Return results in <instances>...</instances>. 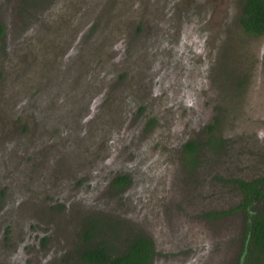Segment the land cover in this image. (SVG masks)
Wrapping results in <instances>:
<instances>
[{
  "label": "flooded vegetation",
  "instance_id": "obj_1",
  "mask_svg": "<svg viewBox=\"0 0 264 264\" xmlns=\"http://www.w3.org/2000/svg\"><path fill=\"white\" fill-rule=\"evenodd\" d=\"M55 1L56 4H53ZM51 2L48 6L50 8L43 14L35 13L36 20L27 25L21 34L15 36L16 42L13 45L5 44L0 47L1 56L11 61V64L7 63L9 73L0 72L1 84L4 83V79L10 81V78H15L11 92L16 93L17 103L24 101V106L27 107L26 109L20 105L15 108L10 105L14 109L13 118L10 119L16 127L14 134L6 120L4 122L1 119L4 124L6 123V128L0 138V149L6 152L4 155L6 162L8 159L14 161L11 163L12 166L29 164L32 170L38 172L27 184L13 179L12 186L10 183L5 185L4 179L0 177V217L4 215L10 222V227L5 230L6 240L0 241V261L5 259L3 264H26V260L32 262L29 255H23L27 250L25 242L21 245L20 241L13 238L9 229L14 222L18 224L17 220L24 215L36 217V210L44 205L46 209H58L62 206L64 209L62 214L53 220L50 214L39 219L48 227L49 235L39 236L36 245L42 239L43 245L48 244V247L42 251L43 254L34 255L32 264H61L62 260L64 264H78L77 259L81 260V252L91 245L90 241L106 226V223L104 226H99L100 220H104L96 217L94 212L100 207L110 205L121 211L125 209L124 203L129 204L132 188L127 192L126 190L136 179L132 172L134 165L129 166L128 161L120 159L116 162L115 158L107 159L111 153L128 146L130 138L127 137L128 131L121 129L124 126L121 122L124 112L125 119L128 108L135 109L142 105L143 111L152 109L150 115H153V118L149 120V126L155 122L160 123L163 112L168 127L163 132L166 135L161 136L163 140L160 142L152 135L140 142L138 149H149L156 141H159V148L167 146L171 149L172 145L175 146L184 140L182 139L184 120L178 117V109L187 113L185 116L187 117L188 110L185 104L189 102L192 104V101L182 93L181 89L173 86L168 89V84L170 82L196 84L195 75H198L197 72L200 70L199 67L193 66V63L190 64L185 58L187 55L183 52L196 58L202 49L209 47L207 50L214 58L224 40L225 43L231 42L230 33L234 31L264 39V32H247L244 28L242 18L245 0H51ZM41 3L36 0L34 6L40 7ZM3 8V4L0 3V42L9 31L8 25L2 19ZM149 14L161 20L150 18L161 30L155 37H147L145 33L143 37L137 36L136 34L145 30V21L149 18ZM74 15H76L75 22L80 23L84 29L86 26L96 24L97 29L100 27L98 30L102 31L100 35L99 32L97 34L90 32L91 38L85 35L82 42L80 40L74 45L81 46L87 43L93 46L91 54L70 55L66 52L74 36L77 35L78 39L80 34L83 36L79 28L75 30L71 27ZM78 16L80 19H77ZM193 17L197 35L188 36L186 32L189 25L188 18L191 21ZM106 21L112 22V25L103 28ZM115 25L120 26L121 35L114 30ZM155 26L153 25L152 28L156 30ZM131 32L133 37L122 43L120 40L126 39L127 34ZM178 36L182 37L179 39L180 42ZM152 40L153 47L149 48ZM127 42L129 46L126 50L129 49L131 54L123 55L121 51L124 50ZM117 48L119 50H116ZM211 60L213 59L208 57L206 62ZM113 65H117L116 70L113 69ZM122 68L124 71L119 75ZM38 70L40 72L37 76H31V73ZM20 79L24 81L28 79L29 84L21 82ZM24 92L27 93L26 98ZM49 93H51L50 97ZM254 103L256 106L260 105L258 101ZM250 106L253 105L248 104L246 109ZM194 108L201 111L198 105ZM194 123L191 122L190 132H194L200 126V121L197 125ZM214 129V125H207L206 143L217 147L221 145L222 139L213 136ZM193 142L201 143L190 137L182 145L183 151L187 154L184 158L185 164L190 169L197 162L192 157L194 154L187 150L188 145ZM200 147L202 148V145ZM19 148L24 156L21 155ZM135 152L133 151L136 156ZM189 157L191 164L188 163ZM1 165L0 161V168ZM141 166L143 167V162ZM93 167L100 168V171H90L89 169H94ZM110 169L117 172L108 176ZM144 169L147 171L149 168ZM157 171V165L149 169L146 179L148 180L152 175L154 177L156 173L158 175ZM97 173L101 177L105 175L106 178L103 180L95 176ZM24 174L30 175L26 169ZM120 175H128L130 182L121 185L117 181ZM262 177L264 173L250 179H239L252 182ZM236 180L241 192L239 208L244 209L246 218L242 240L244 243L253 214L264 208V199L255 196L252 202L247 203V193ZM77 181L80 186H89L85 195L78 190L72 192L71 188ZM46 185H51L52 188L47 189L40 202L37 199L38 195ZM106 189L112 190L114 194L117 192L115 200L101 198ZM91 192H93L92 196H90ZM143 197L140 195V198ZM146 199L141 200L147 205ZM60 201L64 203H59ZM147 209L148 206L145 208L146 212L143 211L144 214L151 212L153 215L154 210L147 211ZM213 213L208 215L210 217L220 215L219 212H215L218 213L215 215ZM154 215L157 227L154 231L155 237L150 235L155 245V255L151 264H154L157 249L161 244L175 245V240L180 239L184 234H187L185 237L187 240L184 239L186 242L191 235L190 229L178 228L176 225L174 226L176 231L173 230L171 233L169 225L162 227L158 224L162 220V214L160 213V218L157 212ZM81 222H84V226L82 230L80 229V236L78 225ZM3 226L6 224L0 225L2 233ZM88 228H92L93 238L86 237L85 231ZM157 230L161 233L160 236L157 235ZM72 235L77 236V240L73 243L70 237ZM64 238H66L65 242ZM130 239L131 237L128 242ZM190 244L193 248H198L194 243ZM110 249L112 254L115 253L111 246ZM19 252L21 254L16 259ZM197 253L201 258L210 261L208 249L202 251L199 249ZM226 254L222 252L220 259L225 260ZM167 256L161 260L157 258L155 264H177L171 260L173 256ZM242 259L243 257L241 262L238 259L237 264H243ZM181 263L192 264L191 261Z\"/></svg>",
  "mask_w": 264,
  "mask_h": 264
},
{
  "label": "rangeland",
  "instance_id": "obj_2",
  "mask_svg": "<svg viewBox=\"0 0 264 264\" xmlns=\"http://www.w3.org/2000/svg\"><path fill=\"white\" fill-rule=\"evenodd\" d=\"M35 1L0 0V3L4 6L3 10L1 9L3 11L2 19L9 28L7 35L0 42V47L5 44L13 45L16 42L14 41L15 36L18 33L21 34L27 25L36 20L35 13H38V15L43 14L45 10L50 8L48 6L51 0H37L42 2L40 7L34 6ZM53 4H56V1ZM52 8H54L53 5ZM150 14L148 15L149 18H146L147 20L145 21V30L136 34L137 36L143 37L145 33L147 37H155L157 32L161 30L152 21V19H160L152 17ZM96 17L98 18V16ZM75 19L76 15L72 18L71 27L75 30L79 28L81 33L83 32V36L80 34L79 39L77 35L74 36L71 46L66 48V52L70 55L91 54L93 46L87 43L81 46L74 45L80 40L82 42L85 35L90 37L92 35L90 32H94V34L99 32L100 35L102 31L98 30L100 27L97 29L96 24L89 27L86 26L84 29L80 23L75 22ZM77 19H80V16ZM188 22V29L186 28L188 36H196L197 29L194 17L191 21L188 18ZM104 25L103 28H106L108 25H112V22L106 21ZM148 25L151 26L149 27ZM153 25L156 27V30L152 28ZM182 26L180 25V27ZM114 30L121 35L120 26L115 25ZM72 32L75 33V31ZM131 34L132 32L128 33L127 38L120 41L124 43V40H129V38L133 37V35L131 37ZM230 35L231 42L225 43L224 40L223 44H220L218 52L216 51L214 58L207 50L209 47L202 49L196 58L183 52L187 55L185 58L190 64L193 63V66L200 68L199 72H197L198 75H195L196 84L188 83L185 85V83L176 84L175 82L168 84V89L171 86L179 88L192 101V104L190 102L185 104L186 110H188L187 117H185L187 113L179 111L180 108L178 109V117L184 120V136L182 137L184 140L182 143H178L175 146L172 145L171 149H168L167 146L159 148V141H156L149 149H138L140 142L150 138L152 135L157 137L160 142L163 140L161 136H163L165 129L168 128L165 124L166 116L162 112L161 120H159L160 123L155 122V124L153 123L152 126H149V120L153 118V115H150L152 109L148 108L147 111H143L141 110L142 105H139L135 109L128 108L125 119L124 112L121 120L124 126L122 125L121 129L128 131L127 137L130 136L128 146H124L115 153H111L107 156V159L111 160L115 158V162L117 159H120L128 161L129 166L134 165L132 172L134 173L133 177L136 179L132 186L126 190L127 192L132 188V193L129 194V204H123L125 209L119 211L116 207L110 205L108 207H100L94 212L96 217L105 221L100 220L99 226H104L105 223L106 226L92 239L93 243L104 240L109 243L113 252H121L126 249L129 238L132 236L146 234L154 238V231L157 227L154 214L157 212L159 218L160 213L162 214V220L158 223L159 226L164 227L169 225L171 233H173V230L176 231L175 225L178 228L186 227V230H191V235L190 239L186 242H184V239H186L187 234H184L180 239L177 238L175 240V245L169 243L161 244L159 249H157L154 264L157 258V260H161V258H165L167 255L173 256L171 260L177 264H185L181 263L184 261H191L192 264H237L245 233L246 218L244 209L239 208L241 192L235 180L236 178L250 179L257 176V174L264 173V39L261 37H251L239 31H234ZM178 37V42H180L179 39H182V37ZM128 46L127 42L124 50L121 51L123 55L131 54L129 49L126 50ZM152 47L153 40L149 48ZM116 50H119V48ZM72 51H74L73 54ZM1 54L0 52V72L1 74L3 71L9 73L7 63L11 64V61L10 59L8 61ZM208 57L213 60L206 62ZM113 69L116 70L117 65H113ZM123 71L124 69L122 68L119 71L121 72L119 75ZM39 72L38 70L31 73V76H37ZM1 74L0 138L5 133L6 123L9 124V129L12 128L13 134L15 132L16 127L14 122L10 120L13 118L12 111L14 109L10 105L15 108L21 105L27 109L24 106V101L17 103L15 101L16 93L11 92L15 78H10V81L4 79V83L1 84ZM20 80L29 84L28 79L25 81L23 79ZM50 95L51 93L48 96L50 97ZM24 97H27V93L25 92ZM254 101H258L260 105L256 106ZM250 103L253 106H250L248 110L246 106ZM195 105H198L201 111H197L194 108ZM1 119L4 122L6 120V123L4 124ZM145 120L147 121L145 122ZM199 121L200 126L194 132H190L191 122H195L194 125H197ZM33 124L36 125L34 121ZM208 124L214 125L213 136L222 139L221 145L213 147L212 144L206 143L208 136L205 130ZM190 137L201 142L197 143L199 146L195 154L197 162L192 169L185 164L184 158L187 154L182 149L183 143L190 139ZM201 145L202 148L200 147ZM133 151H136V156ZM20 153L24 156L21 150ZM4 155H6V152L0 149V161L2 163L0 177L4 179L3 183L5 185L10 183V186H12L13 179L27 184L31 182L32 176L38 173L35 169L32 170L29 164L12 166L11 163L14 161L8 159L6 162ZM138 162L139 164H136ZM142 162L143 167L141 166ZM188 163L191 164L190 157L188 158ZM156 165L158 167V175L156 173L154 177L153 175L151 178L149 176L147 180L146 173ZM145 167L149 169L146 171ZM93 168L89 170L92 172L95 170L100 171V168ZM25 169L30 173L29 176L24 174ZM115 172L117 171L110 169L108 176L114 175ZM95 176L103 180L106 178L105 175L101 177L99 173L95 174ZM105 187H107V184ZM48 188H52V186L46 185L42 188L43 190L37 198L40 202ZM88 189V185L80 186L79 181L71 188L72 192L78 190L79 193L84 195ZM29 192L31 195H34L33 192ZM115 194L112 190L106 189L101 198H105V200L112 198L115 200ZM92 195L93 192L90 193V196ZM140 195H143L145 199L148 198L146 199L147 205L141 200L143 198H140ZM137 199L138 201H136ZM45 203H47L46 198ZM59 203L63 204L64 201H60ZM121 204L122 202L118 205L120 206ZM44 206L36 210V217L35 215H24L21 219L17 220L18 224L14 222L12 228L9 229L12 231L13 238L20 241L21 245L25 242L27 250L23 252V255H29L32 262L34 255L39 256L43 254L42 251L48 247V244L43 245L42 239L36 245L40 239L39 236L44 237L49 235L48 227L41 223L39 219L50 214L51 220H53L62 214L64 209L63 206L58 209H46V206ZM147 206L149 211L154 210L153 215H151V212L144 214L143 211H145ZM225 211L227 212L224 213ZM211 212H219L220 215L210 217L208 214ZM1 224H6V226L2 227L3 233L0 231V241L4 242L6 240L5 230L7 227H10V222L5 219L4 215L0 217ZM72 224L70 223V225ZM78 226V234L81 236L80 229L82 230L84 222L79 223ZM156 233L159 236L161 235L158 230ZM70 237L71 243L77 240V236L75 235ZM65 241L66 238H64ZM190 243H194L198 248H193V245ZM167 247L169 249H166ZM163 249L166 250L163 251ZM199 249L201 251L208 249L210 261L199 256L197 253ZM222 252L227 253L225 260L220 259ZM20 254L21 252L18 253L16 259L19 258ZM4 262L5 259H2L0 264ZM32 262L26 260V264H32ZM160 262L163 263L162 261ZM61 264H64L63 260ZM258 264H264V260Z\"/></svg>",
  "mask_w": 264,
  "mask_h": 264
},
{
  "label": "trees",
  "instance_id": "obj_3",
  "mask_svg": "<svg viewBox=\"0 0 264 264\" xmlns=\"http://www.w3.org/2000/svg\"><path fill=\"white\" fill-rule=\"evenodd\" d=\"M244 28L247 32H264V0H245L244 15L242 18ZM196 142L188 145L187 150L193 156L198 150ZM117 181L121 185L130 182L128 175H120ZM247 193V203L254 200L257 196L264 199V177L254 181L236 180ZM218 213H213V215ZM86 237L93 238L92 228L85 231ZM90 246L81 252V260L77 259L78 264H151L155 255V245L153 239L145 234L132 236L124 251L110 252V245L107 241L99 240L98 243L90 241ZM243 257V264H258L264 260V208L253 214L250 228L244 238L239 262Z\"/></svg>",
  "mask_w": 264,
  "mask_h": 264
}]
</instances>
